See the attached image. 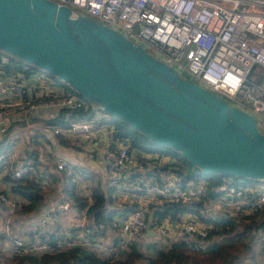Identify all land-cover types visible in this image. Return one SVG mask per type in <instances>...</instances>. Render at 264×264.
<instances>
[{
    "label": "built area",
    "instance_id": "2783aa9c",
    "mask_svg": "<svg viewBox=\"0 0 264 264\" xmlns=\"http://www.w3.org/2000/svg\"><path fill=\"white\" fill-rule=\"evenodd\" d=\"M52 1L123 33L190 81L264 124V79L251 78L253 72L264 71V0ZM58 119L62 122L57 123ZM14 126L32 134L30 140L22 134L14 136ZM103 132L108 133L103 149H88L87 143H94ZM44 135L57 137L60 146L61 139L76 141L84 161L99 162L100 158L105 170L96 176L51 149ZM176 166L183 167V161L165 152L132 148L107 115L79 94L0 51V179L8 187L0 190V264H29L27 258L36 259L33 264H45L40 261L45 255L73 250L113 262L126 259L125 252L133 247L145 257L154 256L153 246H179L190 256L207 258L212 246L228 244L214 233L216 224L225 219L237 226L243 220L254 223L258 263L264 264V228L258 230L264 224V182L222 176L213 188L204 179L184 182ZM52 169L77 183L85 171L92 182L78 197L86 199V204L80 207L75 199H58L42 217L31 218L29 201L13 187L30 180L47 191ZM99 182L113 189V200L129 194L141 202L130 204L134 207L123 220L115 218L110 225L95 222L89 211ZM174 207L182 213L166 212ZM24 219L34 222L20 226ZM64 264L97 263L71 258Z\"/></svg>",
    "mask_w": 264,
    "mask_h": 264
},
{
    "label": "water",
    "instance_id": "95a60500",
    "mask_svg": "<svg viewBox=\"0 0 264 264\" xmlns=\"http://www.w3.org/2000/svg\"><path fill=\"white\" fill-rule=\"evenodd\" d=\"M0 51L205 175L264 182V126L123 33L52 0H0Z\"/></svg>",
    "mask_w": 264,
    "mask_h": 264
},
{
    "label": "trees",
    "instance_id": "16d2710c",
    "mask_svg": "<svg viewBox=\"0 0 264 264\" xmlns=\"http://www.w3.org/2000/svg\"><path fill=\"white\" fill-rule=\"evenodd\" d=\"M254 77L256 81H261L264 79V71L255 73L253 72L251 75V78ZM105 114V113H104ZM70 115L74 116V113H70ZM106 115V114H105ZM57 123L62 122L61 119H58L56 121ZM109 122L115 126L116 130H118V135L122 138H128L131 142V147L140 151V152H165L168 155L174 156L176 158H179L183 161V167L182 166H176L174 169L181 177H183V181L186 182L188 180H208L212 187H216L221 182V175H205L201 172L200 169L193 166L191 163H189L186 159L182 157L181 154L176 153L172 151L169 148H162L158 147L150 141H148L141 133L134 131L129 126H127L125 123L118 119H114L112 117H109ZM47 141L49 139L44 135ZM62 145L68 147V141L61 139ZM71 147V146H69ZM239 179V178H235ZM247 182H251L250 180H246ZM47 184L48 185H54L56 188L55 193L60 194L59 199L65 200V199H75L80 207H83L86 204V199L83 197H78L76 194L77 191V182L73 179L66 178L62 172H57L54 169H52L51 173L47 175ZM21 183L23 184H17L13 187V191L20 196H22L23 199L29 201V206H27V210H35L38 208L42 202L45 199V192H43L42 186L39 183H35L30 180H24ZM113 189H106L103 188L101 184L94 189L93 196L95 197V202L92 205L90 211H89V217L98 223L104 222L108 225H110L113 220L119 219L123 220L125 219L129 212L132 211L134 206H127V208L123 210H112L111 204L113 201L112 198ZM211 195H213V191L210 190ZM166 212L172 213L173 216L178 215L179 213H182V209L178 207L174 208H168ZM217 229L214 231L215 234L221 235L226 238V240H235L237 238H240L243 243L244 239L249 234L252 238L254 237V234L252 232L246 233V229L249 227V225H245L243 230L237 229L236 223L231 219H225L219 224H216ZM261 228H264V224L260 227H258V230H261ZM213 232V231H212ZM256 234V233H255ZM239 239V240H240ZM233 247H236L234 245V242H229L228 244H216L212 246L209 249V258H221L224 256H229V264H233V259L237 258L238 255L231 256V250ZM246 247L248 248L249 245L246 244ZM154 249V256L145 257L143 255V251L138 247L131 248L130 251L125 252L126 259L124 260H114L113 262L103 260L99 257L94 256L93 254H90L86 251L82 250H73L69 252H64L58 255H45L41 258V262H44L45 264H64L68 262L71 258H74L79 263H97V264H198V260L191 258L190 255L187 254V252L182 247L172 246V247H159V246H153ZM29 264H33L36 262V259L33 258H27L25 259ZM257 264H259L257 262Z\"/></svg>",
    "mask_w": 264,
    "mask_h": 264
},
{
    "label": "crops",
    "instance_id": "0c3cea01",
    "mask_svg": "<svg viewBox=\"0 0 264 264\" xmlns=\"http://www.w3.org/2000/svg\"><path fill=\"white\" fill-rule=\"evenodd\" d=\"M11 133L14 136L22 134L24 140H26V141H29L31 138V135H32L30 133H27L26 131H23L18 126H14L11 130ZM107 138H108V133L103 132L101 134H98L94 138V143H91V142L87 143V148L90 149L91 147H97L100 150H102L103 149V142ZM48 139H49V141L47 143L49 144V147L51 149L55 150L56 152L59 151L60 153H63L64 155L73 158L76 162H78L80 165H83L84 167H86L89 171H91L96 176L100 175L102 173V171L105 170V165L100 163V162H103L100 160V158L99 159L97 158V161H99V162L89 161V160L84 161L83 150L81 148H79V145L76 143V141H68V147H67V145L63 147V145L60 146L58 144L57 137L55 138V137L49 135ZM18 141H20V138H18ZM69 146H71V147H69ZM84 183L85 182L80 180L77 184L76 194L78 196H80L82 189H84V186H86V185H84ZM99 184H101V183L99 182ZM101 185L103 188H105L103 184H101ZM0 190H6V191L8 190V187L5 184V182L3 181V179H0ZM54 190H56V188L54 187L53 184L52 185L50 184L48 186V190L43 191V192H45V196H47V197H45L44 201L42 202V204L38 208H36L35 210H32L33 214L31 216V218L38 219V218L42 217L48 211L49 208H53V206H55L54 203L59 199L60 194L55 193ZM121 196H122L121 199H123L125 202H130V204H132V205H136V204L141 202L140 198L134 199V197L129 195V194H122ZM14 198H16V200L22 201V199L20 197H18L17 195H15ZM187 217L188 216L186 215L184 217V219H187ZM31 221L34 222V219H31V220L24 219L22 221V223L19 222V225L21 226L23 224H28Z\"/></svg>",
    "mask_w": 264,
    "mask_h": 264
},
{
    "label": "rangeland",
    "instance_id": "374dc122",
    "mask_svg": "<svg viewBox=\"0 0 264 264\" xmlns=\"http://www.w3.org/2000/svg\"><path fill=\"white\" fill-rule=\"evenodd\" d=\"M107 117L109 118L110 116L107 115ZM261 127L264 130V126L261 125ZM80 180L85 182L84 185L91 184L90 182H92L91 181L92 179L88 177L87 175H85V171H82L80 175ZM121 197L122 196H117V198L112 201V204H111L112 210H117L118 208H120L118 210H123L127 208V206L129 207L130 202H125L123 199H121ZM246 224L249 225V227L246 229L245 235L255 230L254 223L249 220H243L242 222H240L239 225L237 226V229L243 230ZM254 237H255V234H254ZM254 237L252 238L248 234L247 237L244 239L243 243L240 242L241 241L240 238L231 240L234 242V245L236 246V247H233L232 250L230 251L231 256L238 255L237 258L233 259V262H232L233 264H257V262L259 261L258 257L260 255V251H259V246L257 242L256 243L254 242L255 240ZM227 242L229 243L228 240ZM246 244L249 245L248 248L246 247ZM191 258H194V256H191ZM229 258H230L229 256H224L221 258H210V259L209 258L208 259L207 258H196V259L197 260L201 259L200 261L198 260V264H229Z\"/></svg>",
    "mask_w": 264,
    "mask_h": 264
}]
</instances>
